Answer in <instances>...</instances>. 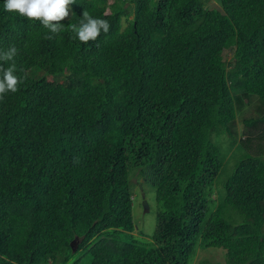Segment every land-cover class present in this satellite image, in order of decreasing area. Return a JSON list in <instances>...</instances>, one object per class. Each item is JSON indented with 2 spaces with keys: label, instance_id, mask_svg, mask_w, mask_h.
<instances>
[{
  "label": "trees",
  "instance_id": "1",
  "mask_svg": "<svg viewBox=\"0 0 264 264\" xmlns=\"http://www.w3.org/2000/svg\"><path fill=\"white\" fill-rule=\"evenodd\" d=\"M218 1L74 0L55 34L0 6V54L16 49L0 69L20 80L0 100V264H191L212 247L224 261L198 264H264V157L219 181L217 139L264 106V0ZM85 14L108 32L76 39ZM133 170L154 188L149 239Z\"/></svg>",
  "mask_w": 264,
  "mask_h": 264
},
{
  "label": "rangeland",
  "instance_id": "2",
  "mask_svg": "<svg viewBox=\"0 0 264 264\" xmlns=\"http://www.w3.org/2000/svg\"><path fill=\"white\" fill-rule=\"evenodd\" d=\"M206 7H220L218 0H204ZM70 5L68 6V16L70 15ZM224 59L226 62L232 60V50H225ZM229 69V67H228ZM42 71L38 68L29 70V74L38 77L42 75ZM264 114V106L256 98H249V101L237 109L236 118L232 124V131L234 132L235 140L231 139L226 134L219 135L217 138L225 154L226 166L232 167L230 170L225 166L224 171L219 176V181L225 180L228 174L233 169L234 159L242 153L260 154L264 157V121L260 117ZM256 118L254 125L247 123L250 119ZM242 144V147H239ZM129 179L131 181L132 193V218L135 228L133 234L140 238L149 239L155 228L157 203L155 200L154 188L149 182L144 181L138 171L130 172ZM143 201L146 203L145 208ZM230 220V219H229ZM239 222V219H238ZM75 243L74 248L76 247ZM76 249V248H75ZM224 250L221 248L202 249L196 248L195 254L192 258L191 264H198L202 259H208L211 262L224 261ZM79 264H88V259L83 258Z\"/></svg>",
  "mask_w": 264,
  "mask_h": 264
},
{
  "label": "clouds",
  "instance_id": "3",
  "mask_svg": "<svg viewBox=\"0 0 264 264\" xmlns=\"http://www.w3.org/2000/svg\"><path fill=\"white\" fill-rule=\"evenodd\" d=\"M74 0H0L2 10L16 13L28 20H38L40 24L55 34L61 30L59 21L68 16V6ZM56 22V23H53ZM72 31L80 42L95 40L103 31L107 33L109 24L106 20L93 18L85 14L78 25H72ZM16 53L15 48L0 54V61L12 60ZM20 80L14 74V69H0V100L7 93H15L18 90Z\"/></svg>",
  "mask_w": 264,
  "mask_h": 264
},
{
  "label": "water",
  "instance_id": "4",
  "mask_svg": "<svg viewBox=\"0 0 264 264\" xmlns=\"http://www.w3.org/2000/svg\"><path fill=\"white\" fill-rule=\"evenodd\" d=\"M143 205H145L144 207L147 208V207H146V203H145V201H143ZM72 242H73V241H72ZM73 249H74V248H73Z\"/></svg>",
  "mask_w": 264,
  "mask_h": 264
}]
</instances>
